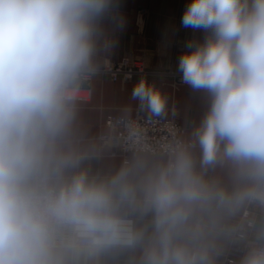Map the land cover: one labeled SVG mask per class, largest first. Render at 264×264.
<instances>
[{"label": "clouds", "instance_id": "9594fccd", "mask_svg": "<svg viewBox=\"0 0 264 264\" xmlns=\"http://www.w3.org/2000/svg\"><path fill=\"white\" fill-rule=\"evenodd\" d=\"M118 0H0V264H264V0H192L182 82L210 96L189 138L153 143L81 119L114 40ZM145 125L168 99L141 79ZM120 146L108 174L89 162Z\"/></svg>", "mask_w": 264, "mask_h": 264}, {"label": "crops", "instance_id": "0c3cea01", "mask_svg": "<svg viewBox=\"0 0 264 264\" xmlns=\"http://www.w3.org/2000/svg\"><path fill=\"white\" fill-rule=\"evenodd\" d=\"M192 0H118V10L114 20L105 21V29L114 40V46L105 54L107 62L123 59L142 60L152 68L172 67L178 70L180 56L189 51L186 44L203 43L210 33L182 26L186 6ZM145 8L140 17L139 9ZM141 79L134 77L127 82L98 76L92 84L91 99L84 105L81 119L90 136L100 139L111 136L115 127L105 124L109 114L124 116L123 109H131L130 116L139 111L136 100H132L133 87ZM148 84L156 86L168 99L166 118L176 112L184 131L181 136L189 138L193 129L206 113L210 96L203 90H193L186 84H178L170 78L150 77ZM147 116L146 112L139 111ZM124 157L118 147L106 149L99 159L89 162L93 174H108L123 162ZM236 264H239L237 261Z\"/></svg>", "mask_w": 264, "mask_h": 264}, {"label": "built area", "instance_id": "2783aa9c", "mask_svg": "<svg viewBox=\"0 0 264 264\" xmlns=\"http://www.w3.org/2000/svg\"><path fill=\"white\" fill-rule=\"evenodd\" d=\"M139 16L142 17L145 14V8L139 9ZM100 76H106L111 80H120L122 82H127L134 77L139 79H146L150 77H163L170 78L173 82L178 84H184L182 82V73L179 70H174L172 67L167 68H152L149 67L142 60L123 59L118 62H107ZM125 119L124 116L109 114L105 117V124L108 126L115 127L117 129L116 133L111 136H101L100 139L112 138L114 141H119L123 143L126 139L128 133L127 129L122 122ZM130 119L139 122L144 125L147 130V135L151 142L158 143L162 142L166 137H169L171 127H173L179 135L184 131L181 123L178 121L176 112H172L171 116L160 120L158 123L147 124V116L142 115L138 110L131 115ZM120 149L124 159L129 155L122 147L116 146ZM241 252H234L228 260V264H236L239 262Z\"/></svg>", "mask_w": 264, "mask_h": 264}, {"label": "rangeland", "instance_id": "374dc122", "mask_svg": "<svg viewBox=\"0 0 264 264\" xmlns=\"http://www.w3.org/2000/svg\"><path fill=\"white\" fill-rule=\"evenodd\" d=\"M138 78V77H137ZM131 80V79H130Z\"/></svg>", "mask_w": 264, "mask_h": 264}]
</instances>
